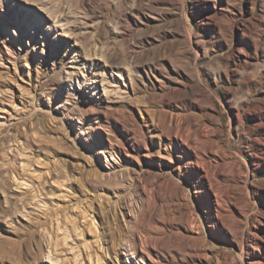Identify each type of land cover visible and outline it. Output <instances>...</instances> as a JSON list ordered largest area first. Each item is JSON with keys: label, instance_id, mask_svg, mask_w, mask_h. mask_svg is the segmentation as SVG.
Here are the masks:
<instances>
[{"label": "rangeland", "instance_id": "374dc122", "mask_svg": "<svg viewBox=\"0 0 264 264\" xmlns=\"http://www.w3.org/2000/svg\"><path fill=\"white\" fill-rule=\"evenodd\" d=\"M0 264H264V0H0Z\"/></svg>", "mask_w": 264, "mask_h": 264}, {"label": "bare ground", "instance_id": "6f19581e", "mask_svg": "<svg viewBox=\"0 0 264 264\" xmlns=\"http://www.w3.org/2000/svg\"><path fill=\"white\" fill-rule=\"evenodd\" d=\"M59 29V28H58Z\"/></svg>", "mask_w": 264, "mask_h": 264}]
</instances>
